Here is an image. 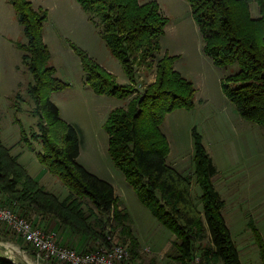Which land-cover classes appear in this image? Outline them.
<instances>
[{
	"label": "trees",
	"instance_id": "trees-1",
	"mask_svg": "<svg viewBox=\"0 0 264 264\" xmlns=\"http://www.w3.org/2000/svg\"><path fill=\"white\" fill-rule=\"evenodd\" d=\"M8 1L26 38L18 47L32 75L27 91L36 104L38 130L32 131L31 137L41 141L40 161L69 188V193L60 198L40 184L3 143L0 133L1 202L39 226L35 215L56 218L89 241L104 242L108 234L119 228L120 233L131 236L130 251L137 255L134 246L139 244L132 236L128 213L118 204L114 185L77 161L80 153L77 128L61 120L58 106L50 99L51 92L65 84L55 75L43 38L47 9L34 6L31 0ZM77 1L92 19L93 15L99 18L105 43L120 60L131 82L118 83L113 73L72 43L86 80L97 93L128 98L135 92L134 64L138 58L145 60L159 49L168 17L161 12L157 0ZM251 1L187 0L202 32L206 54L218 66L238 65L237 71L225 76L224 92L242 117L264 125V0H255L259 7L256 16L251 13ZM174 58L167 53L159 58L155 81L129 98L126 106L110 112L105 124L109 151L141 201L173 230L179 260H192L196 241L208 237V245L202 252L206 264H242L222 214L225 201L212 181L217 168L201 136L193 131V175L201 189L199 204L192 196L193 176L166 160L170 144L161 129L165 115L177 108L194 106L195 87L174 68ZM14 106L18 107L17 103ZM86 199L101 211L94 222L90 217L95 212L84 208ZM250 227L264 264V239L252 222ZM0 264L16 263L0 257Z\"/></svg>",
	"mask_w": 264,
	"mask_h": 264
},
{
	"label": "rangeland",
	"instance_id": "rangeland-1",
	"mask_svg": "<svg viewBox=\"0 0 264 264\" xmlns=\"http://www.w3.org/2000/svg\"><path fill=\"white\" fill-rule=\"evenodd\" d=\"M31 1L34 6L47 9L43 38L50 51V64L56 69L55 75L65 84L63 88L52 91L50 99L58 106L61 120L77 128L80 139L77 161L114 185L118 204L128 213L132 236L139 244L134 246L137 255L131 253L133 264H151L155 256L161 255L165 243L173 235L176 238V235L141 201L115 163L109 151V133L105 124L113 109L126 106L129 98L155 81L157 60L165 53L175 56L174 68L191 80L195 87L193 108L174 109L165 115L161 123L170 144L166 160L183 173L193 176L192 196L199 204L201 189L193 175V131L201 136L217 168L212 181L225 201L222 214L239 251L241 263L261 264L259 246L250 222L264 239V125L242 117L224 92L222 82L225 76L237 71L238 65L218 66L206 54L202 32L187 0H157L168 22L160 36L159 49L145 60H136L132 83L135 92L126 99L95 92L86 80L78 53L71 46L73 43L83 49L113 73L118 83H130L120 60L105 43L99 18L93 15L92 19L77 0ZM139 1L143 3L149 0ZM250 10L254 16L259 14L255 0L250 2ZM25 41L22 25L12 4L8 0H0L1 138L40 184L60 198H65L69 188L40 161L38 152L42 150V143L31 137L32 131L38 130V117L34 113L35 101L27 91L32 75L18 47L19 43ZM15 103L18 107L14 106ZM26 140L31 142V146ZM84 208L95 212L90 217L92 222L101 216L100 209L88 199ZM111 233L117 241L130 248L131 236L120 233L119 228ZM2 242L7 247L3 249L0 245V257L16 264L35 263L28 245L15 247V244ZM207 243L208 237H205L196 241L195 245V255H200L205 264L202 252ZM20 249L26 251V256ZM169 252L170 257L180 254L176 243L171 244ZM186 263L193 264V258ZM48 264L57 263L51 261Z\"/></svg>",
	"mask_w": 264,
	"mask_h": 264
},
{
	"label": "built area",
	"instance_id": "built-area-1",
	"mask_svg": "<svg viewBox=\"0 0 264 264\" xmlns=\"http://www.w3.org/2000/svg\"><path fill=\"white\" fill-rule=\"evenodd\" d=\"M1 224L30 247L32 258L38 264L51 261L64 264H133L129 246L117 241L111 234L106 236V241L94 240L88 249L79 250L59 242L55 231L35 224L0 200ZM0 245L3 249L7 247L2 241ZM20 252L26 256L25 250L20 249ZM193 264H204L202 257L194 255Z\"/></svg>",
	"mask_w": 264,
	"mask_h": 264
},
{
	"label": "crops",
	"instance_id": "crops-1",
	"mask_svg": "<svg viewBox=\"0 0 264 264\" xmlns=\"http://www.w3.org/2000/svg\"><path fill=\"white\" fill-rule=\"evenodd\" d=\"M175 166V165H173ZM178 170H180L179 167L175 166ZM117 194V193H116ZM34 219L46 229L53 230L56 232V237L59 240V242L68 244L76 249L84 250L88 249L90 246H92L93 241H89L86 236L79 234L77 232H74L70 227L61 224L58 219L49 217V216H42L37 217V215L34 216ZM0 240L7 241L8 243L15 244V247H19L20 244L27 245L23 240L17 238L6 226L3 224L0 225ZM176 238L173 235L171 237V240L165 243L164 247L161 250V255L159 257L155 256L153 262L151 264H190L185 262H178L177 261V255L175 257H170L168 253L171 244L175 243ZM57 264H64L61 262H56Z\"/></svg>",
	"mask_w": 264,
	"mask_h": 264
}]
</instances>
